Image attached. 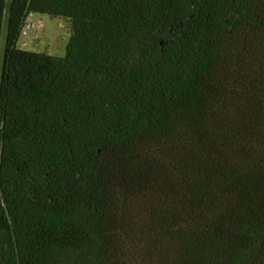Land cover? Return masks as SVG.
Masks as SVG:
<instances>
[{
    "label": "trees",
    "instance_id": "obj_1",
    "mask_svg": "<svg viewBox=\"0 0 264 264\" xmlns=\"http://www.w3.org/2000/svg\"><path fill=\"white\" fill-rule=\"evenodd\" d=\"M6 21L0 264H264V0H0V57Z\"/></svg>",
    "mask_w": 264,
    "mask_h": 264
},
{
    "label": "rangeland",
    "instance_id": "obj_2",
    "mask_svg": "<svg viewBox=\"0 0 264 264\" xmlns=\"http://www.w3.org/2000/svg\"><path fill=\"white\" fill-rule=\"evenodd\" d=\"M27 23H31L33 28L29 30L27 35L22 34L19 44L21 48L57 56L67 54L72 35L71 21L64 18L50 17L49 15L32 14ZM6 36L7 21L0 57V83L4 69Z\"/></svg>",
    "mask_w": 264,
    "mask_h": 264
},
{
    "label": "built area",
    "instance_id": "obj_3",
    "mask_svg": "<svg viewBox=\"0 0 264 264\" xmlns=\"http://www.w3.org/2000/svg\"><path fill=\"white\" fill-rule=\"evenodd\" d=\"M33 28V25L31 23H26V25L23 28V33L27 35L29 33V30Z\"/></svg>",
    "mask_w": 264,
    "mask_h": 264
}]
</instances>
